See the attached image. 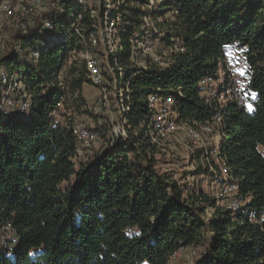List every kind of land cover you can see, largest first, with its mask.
Here are the masks:
<instances>
[{
    "label": "trees",
    "instance_id": "16d2710c",
    "mask_svg": "<svg viewBox=\"0 0 264 264\" xmlns=\"http://www.w3.org/2000/svg\"><path fill=\"white\" fill-rule=\"evenodd\" d=\"M117 1L109 19L121 17L114 27L120 50L108 58L101 45L93 52L115 73L123 68L129 89L125 136L110 145L104 134L105 147L91 156L77 154L73 121L61 123L52 114L71 99L84 103L86 70L69 56L91 45L90 33L99 42L92 7L67 0L58 17L37 16L31 29L13 33L0 59L29 98L21 110L22 93H12V107L0 110V226L10 224L16 240L13 249L11 238L0 246V264H168L181 247L200 251L191 264H264V0H163L152 12L142 11L147 0ZM148 13L155 19L170 15L159 36L164 48L183 47L164 68L148 59L143 69L133 61L135 31L143 29ZM44 18L52 31L39 34ZM50 33L61 41L46 40ZM25 45L53 46L38 50L33 60ZM227 46L242 49L251 111L203 94L221 78ZM223 75L219 89L229 84ZM152 93L178 98L179 123L210 126L208 147L198 153L206 161L211 157L219 175L220 163L226 165L244 201L237 213L202 190L185 193L156 167L144 125Z\"/></svg>",
    "mask_w": 264,
    "mask_h": 264
},
{
    "label": "rangeland",
    "instance_id": "374dc122",
    "mask_svg": "<svg viewBox=\"0 0 264 264\" xmlns=\"http://www.w3.org/2000/svg\"><path fill=\"white\" fill-rule=\"evenodd\" d=\"M67 0H1L0 2V59L8 53L9 45L11 43V38L13 33L16 31L26 32L28 29H31L34 26L35 19L37 16L49 12L48 16L55 18L60 13L63 12V5ZM107 1V0H106ZM163 1V0H162ZM82 5H89L92 8L103 9L101 5V0H78ZM108 7L113 9L118 5L117 0H108ZM150 3V0H149ZM162 2L153 1L152 9L148 10L147 5L142 8V11L152 12L158 8ZM99 4V5H98ZM113 5V6H112ZM7 9H10V13L7 12ZM149 18H147L144 23L143 29H137L135 34L139 37L137 40H133V45H155V49L159 51L157 45H162L159 41V36L164 34L167 30V23L164 22V19H168L170 15H166L160 18H154L152 14L148 13ZM121 17L119 21L117 19H110L107 21L101 17L98 20L97 26L99 25V36L96 43L91 45H113L116 44L117 40L114 41L111 37L113 30L111 27H119L121 24ZM46 19L42 20V26L40 28L39 34H42L44 30L52 31L49 29V25L46 23ZM50 20V18L48 19ZM114 22V23H113ZM114 24V25H113ZM103 27V28H102ZM102 31V32H101ZM44 38L49 42H59L61 41V36L57 34H44ZM102 38V39H101ZM146 39V40H145ZM114 42V43H113ZM113 43V44H112ZM89 45V43H88ZM108 47V46H107ZM241 48L232 46L231 52L227 57L225 62V70L221 71V78L218 82L213 84V88L217 89L221 93H226L225 88H220L217 86L218 83L224 81L223 74L225 73L226 83H228V75L231 73L239 74L241 78V84L245 88V93H247L250 103V94H248L246 89L247 83V72L245 65L242 60V50ZM23 51L26 52L25 46ZM27 53V52H26ZM105 55L109 53V48H106ZM28 54V53H27ZM159 55V52H157ZM136 60H142V63L149 59V54H140L137 53L135 56ZM99 64H101V57L97 56ZM24 62H29L28 58H23ZM150 60V59H149ZM77 69L81 68V64L75 63ZM102 65V64H101ZM140 66V65H139ZM63 73H61V76ZM71 79V76L69 77ZM69 80V79H68ZM107 83V82H106ZM106 95L105 105L100 100V92L98 87L93 86L92 84L86 82L82 85L81 96L84 98V103L75 104L72 99L69 102H65L58 107L57 112L55 113V119H58L61 123H65L69 120H72L78 124H84L88 127H94L96 123V115L103 123V126L100 130H97V139L91 144V147L86 150L85 154L88 156L95 154L96 151H99L105 147V140L103 135H106V138L113 141V139L122 132V125L124 114L119 112L120 101L113 96L112 92L108 90ZM207 97H212L211 90H208V87L203 93ZM98 106L100 108L98 109ZM94 109H97V112H94ZM94 113L96 115H94ZM126 122L124 123L125 126ZM218 137H215L213 140L216 141ZM207 140L204 142L203 146L194 144L187 135L186 127L184 124L181 127L177 128L173 133L158 138L156 143H154V159L156 160V167L163 173H168L173 179L177 181L179 185L187 192H198L202 190L205 193L212 195L216 198V191L218 188V183L220 182L221 175L217 173L216 170L211 166V157L206 161L202 155H199V150L205 149L208 147ZM216 158V157H215ZM83 159V158H82ZM217 162L218 160L215 159ZM208 169L209 172L213 174L206 173ZM217 205L227 208V201L223 202V199H216ZM212 210L208 209L206 215L208 216ZM16 243L13 232L11 233V242L9 243L10 249H13ZM198 249H192L188 247L187 249L180 250L177 252L175 257H172L168 264H191L194 259L199 255ZM194 253V254H193Z\"/></svg>",
    "mask_w": 264,
    "mask_h": 264
},
{
    "label": "built area",
    "instance_id": "2783aa9c",
    "mask_svg": "<svg viewBox=\"0 0 264 264\" xmlns=\"http://www.w3.org/2000/svg\"><path fill=\"white\" fill-rule=\"evenodd\" d=\"M96 8H94L95 10ZM53 45H25V50L28 53V57L33 60L38 57V50L52 47ZM83 48L77 51H71L69 56V62L75 61L78 63H83L89 83L95 87H98L100 92V100L103 105H105L106 95L110 90L114 97L119 99L120 106L119 112L124 114V119L122 125V132L116 135L115 139H119L125 136L124 123L127 122L126 114L129 110V89L128 84L124 83V73L123 68L117 67V73L114 72L113 67L109 65L108 60L105 61V65L99 64L97 55L94 54L93 48L98 47V45H82ZM103 51L109 48L108 55H114L118 50H120L119 45H101ZM159 51L155 49V45H131L132 52L137 55L149 54L150 62L157 65L158 67L164 68L168 66V57L173 51H183L182 45H173L172 48L167 49L162 45H157ZM232 46H227L223 49V54L225 55V60L231 52ZM242 50V49H240ZM159 52V55L157 54ZM242 60L245 65V60L242 54ZM134 64L139 67L146 69V65L142 60H136L134 58ZM227 61V60H226ZM140 65V66H139ZM246 69V67H245ZM105 70L108 75H111V80L107 78L104 74ZM141 71H137L140 73ZM136 75L132 73L131 76ZM62 77V76H60ZM209 79L204 80L202 83L205 84ZM107 82V83H106ZM0 83L2 85V92L0 96V110L9 109L13 105V99L11 94H21L22 98L18 103L19 108L26 109L29 106V98L26 96L25 86L19 80L16 73H9L4 67H0ZM212 97L218 102L225 104L228 101H235L239 106L248 109L251 107V102L249 103V98L247 93H245V88L241 84V78L237 73H231L229 75V84L226 89V93H221L217 89L211 90ZM147 103L149 108V115L144 120V125L146 127L147 135L150 137L152 143H156L158 138L165 137L173 133L177 128L181 127L179 123V100L174 95H160L159 93H152L147 96ZM100 106H98V109ZM97 112V109H94ZM56 112H53V117H55ZM94 113V115H96ZM96 123L94 127H88L84 124H78L73 121L71 124L72 134L77 140L76 152L78 155L82 156L85 154L86 150L91 147V144L97 139V130H100L103 123L96 115ZM186 131L190 140L196 144L203 146L206 141V135L211 131L208 124H202L198 127L187 126ZM113 141L110 145H112ZM221 178L218 183V188L216 191V199H223L227 201V209H230L232 213H237L238 210L244 204V201L239 196V185L233 182V179L227 173V167L224 162L220 163ZM13 232L10 224L0 226V246L5 245L8 238H11V233ZM188 247H181L176 252H174L172 257L177 255L180 250L187 249ZM194 254V253H193ZM169 259V260H170Z\"/></svg>",
    "mask_w": 264,
    "mask_h": 264
},
{
    "label": "bare ground",
    "instance_id": "6f19581e",
    "mask_svg": "<svg viewBox=\"0 0 264 264\" xmlns=\"http://www.w3.org/2000/svg\"><path fill=\"white\" fill-rule=\"evenodd\" d=\"M108 1V0H107ZM106 0H101V5L105 8L104 9V11H103V13L102 14H100V12L98 11V9L96 8L95 10H94V8H92L91 10H90V14L93 16V17H96V19H97V23H98V20L101 18V17H103L104 18V20H106L107 19V21L108 20H110L109 19V15H110V13H111V11L113 10V9H110L109 7H108V2H107ZM115 1V0H114ZM148 2H147V9L149 10H152V5H153V1H159V2H162V0H150V3H149V0H147ZM139 3V2H138ZM99 5V4H98ZM110 5V4H109ZM113 6V5H112ZM141 6V5H140ZM7 12L8 13H10V9H7ZM142 14V13H141ZM92 17V18H93ZM147 18H149V16L148 15H145L144 17H143V19H144V21L146 22V20H147ZM114 23V22H113ZM47 25H49L48 23H47ZM114 25V24H113ZM75 27V26H74ZM103 28V27H102ZM111 29L113 30V33H111L112 35H111V37H113V39H114V41H116L117 39H116V29L114 28V27H111ZM75 31L76 32H80L81 31V28H79L78 27V25H76V28H75ZM95 31V30H94ZM100 30H99V25L97 26V31H96V33H97V35L99 36V32ZM102 32V31H101ZM98 38H100V37H98ZM98 38H97V40H98ZM102 39V38H101ZM146 40V39H145ZM88 41H90L91 42V44L92 43H96V37L94 36V34L93 33H90V35H89V40ZM84 43V42H83ZM114 43V42H113ZM112 43V44H113ZM87 45V44H86ZM109 45V44H108ZM115 45H118V43L116 42V44Z\"/></svg>",
    "mask_w": 264,
    "mask_h": 264
},
{
    "label": "crops",
    "instance_id": "0c3cea01",
    "mask_svg": "<svg viewBox=\"0 0 264 264\" xmlns=\"http://www.w3.org/2000/svg\"><path fill=\"white\" fill-rule=\"evenodd\" d=\"M251 109H252V106H251V107H249V108L247 109V111H251Z\"/></svg>",
    "mask_w": 264,
    "mask_h": 264
}]
</instances>
